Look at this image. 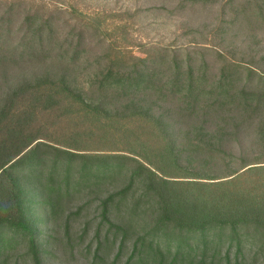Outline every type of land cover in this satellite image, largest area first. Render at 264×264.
<instances>
[{"label": "trees", "instance_id": "1", "mask_svg": "<svg viewBox=\"0 0 264 264\" xmlns=\"http://www.w3.org/2000/svg\"><path fill=\"white\" fill-rule=\"evenodd\" d=\"M218 1L178 0L170 11ZM17 4L0 15V86L24 70L0 100V264L24 247V261L43 264L33 204L68 235L97 200L88 264L263 258L264 159L233 149L264 140V69L197 36V46L143 44V56L107 45L92 59L98 18L74 9L63 29L59 9L31 4L17 19ZM227 7L230 30L264 28V0ZM53 111L90 124L62 141L38 122ZM83 195L93 199L72 210Z\"/></svg>", "mask_w": 264, "mask_h": 264}, {"label": "rangeland", "instance_id": "2", "mask_svg": "<svg viewBox=\"0 0 264 264\" xmlns=\"http://www.w3.org/2000/svg\"><path fill=\"white\" fill-rule=\"evenodd\" d=\"M11 1L24 2L23 5L17 4L14 8L13 17L17 19H22L26 15V10L31 4L35 7L44 6L47 10L59 9L60 12L56 11V16L63 29L70 27L72 21L69 13L74 9L78 10L77 14L82 12L85 15L94 16V19L98 18L102 24V33L93 37V45H91L93 50L90 53L92 59L102 49L106 51L107 45L120 47L128 54L143 56L145 55L142 52L143 44L150 45L151 42L161 41L162 44L187 43L197 46L195 42L191 43L193 37L197 36L201 39L199 42L201 45L207 42L210 45H217L220 50L227 51L229 55L233 54L236 57L245 55L246 59L255 61L256 66L264 69V28L258 27L255 31L248 30L244 31L245 33L239 32L236 28L230 30L227 24L231 21L229 18L231 10L229 7L223 10L226 0H219L212 6L197 4L172 12L170 10H174L173 7L178 0H0V15L10 7ZM226 31L230 32L225 33ZM101 39L103 44L95 45ZM21 72L22 70L14 72L13 79L0 86V100L15 89L19 81L24 80V70L22 75H20ZM56 114L55 111L43 113L39 116L38 122L62 141L68 139L70 134L86 129V126L90 124L86 121L76 125L75 120H71L75 119L76 115L69 119L67 117L58 119ZM84 145L87 144L84 143ZM233 150L238 155L249 153L251 159L255 157L264 159V140H255L250 137L239 145H235ZM91 198L83 195L73 202L72 210H75L77 205L93 199ZM98 203L97 200L83 212L82 217L77 218V221L68 229V235L65 234L64 227H61L58 233L54 232L53 222L44 208L39 204H33L30 215L36 225L37 239L41 248L45 250L43 264H88L90 253L86 246L93 239L96 223L99 220ZM91 218H96L94 225L92 223L86 233H83L86 219ZM51 234L57 238L51 239ZM73 245L75 247L72 248ZM26 250L27 247L8 250L7 264H31L29 261H24ZM247 254L248 264H264V255L256 261L252 252L248 250Z\"/></svg>", "mask_w": 264, "mask_h": 264}]
</instances>
